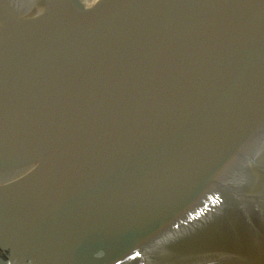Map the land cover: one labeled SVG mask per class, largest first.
Segmentation results:
<instances>
[{"label":"water","instance_id":"water-1","mask_svg":"<svg viewBox=\"0 0 264 264\" xmlns=\"http://www.w3.org/2000/svg\"><path fill=\"white\" fill-rule=\"evenodd\" d=\"M0 264H264V0H0Z\"/></svg>","mask_w":264,"mask_h":264}]
</instances>
